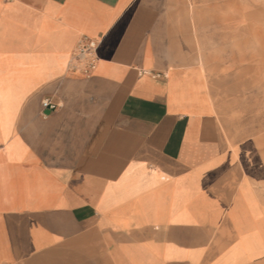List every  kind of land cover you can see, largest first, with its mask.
Masks as SVG:
<instances>
[{"label":"crops","instance_id":"0c3cea01","mask_svg":"<svg viewBox=\"0 0 264 264\" xmlns=\"http://www.w3.org/2000/svg\"><path fill=\"white\" fill-rule=\"evenodd\" d=\"M261 116L254 3L0 0V264H264Z\"/></svg>","mask_w":264,"mask_h":264},{"label":"built area","instance_id":"2783aa9c","mask_svg":"<svg viewBox=\"0 0 264 264\" xmlns=\"http://www.w3.org/2000/svg\"><path fill=\"white\" fill-rule=\"evenodd\" d=\"M97 42L95 40H87L80 43L78 50L75 54V60L84 62L86 65L93 66L95 63V51ZM44 106L54 108L55 105L50 101H44Z\"/></svg>","mask_w":264,"mask_h":264},{"label":"rangeland","instance_id":"374dc122","mask_svg":"<svg viewBox=\"0 0 264 264\" xmlns=\"http://www.w3.org/2000/svg\"><path fill=\"white\" fill-rule=\"evenodd\" d=\"M243 1H249L251 3L256 4L257 7H261V8L264 9V0H243ZM254 120H255V122H258L260 124H264V117H262V116L258 117V118L257 117H253V118L250 119V122H254Z\"/></svg>","mask_w":264,"mask_h":264}]
</instances>
